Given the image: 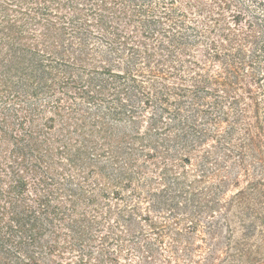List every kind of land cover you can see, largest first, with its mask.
<instances>
[{
  "label": "trees",
  "instance_id": "16d2710c",
  "mask_svg": "<svg viewBox=\"0 0 264 264\" xmlns=\"http://www.w3.org/2000/svg\"><path fill=\"white\" fill-rule=\"evenodd\" d=\"M174 263L264 264V0H0V264Z\"/></svg>",
  "mask_w": 264,
  "mask_h": 264
},
{
  "label": "rangeland",
  "instance_id": "374dc122",
  "mask_svg": "<svg viewBox=\"0 0 264 264\" xmlns=\"http://www.w3.org/2000/svg\"><path fill=\"white\" fill-rule=\"evenodd\" d=\"M179 3H182L184 6L187 5L188 3H190V0H179ZM245 185V182L242 183V186ZM236 191L235 187L230 188V190L225 194V198L228 199L230 196L233 195V193ZM227 214L225 215L224 212L222 213H218V217L216 218L219 222L222 223V228H224V231H226L227 229L226 227V218ZM204 222H207V219L204 220L201 225L198 227L197 230V236L198 235H205L206 234V238H207V227L205 226ZM237 226V223H236ZM225 235H228V233H226ZM170 239H167V243L166 244H170ZM195 244H200V246H198L199 248L196 251L197 257L202 258L203 256H206L209 253V248L208 246H210V242L208 243V245H205L204 242L201 240V238L196 237V239L194 240ZM165 248L167 247V245L164 246ZM201 247V248H200ZM165 249H162V253L163 255H169V253L167 251H164ZM177 264V263H174Z\"/></svg>",
  "mask_w": 264,
  "mask_h": 264
}]
</instances>
